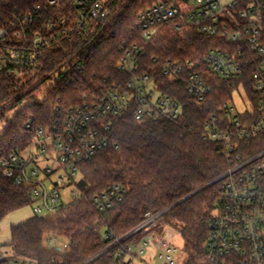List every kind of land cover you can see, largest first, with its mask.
Masks as SVG:
<instances>
[{"label": "built area", "instance_id": "built-area-1", "mask_svg": "<svg viewBox=\"0 0 264 264\" xmlns=\"http://www.w3.org/2000/svg\"><path fill=\"white\" fill-rule=\"evenodd\" d=\"M11 1L0 0L2 4ZM112 1L37 0L27 11L10 9L0 20V73L22 78L50 50L82 36V51L66 55L46 75L67 84L79 79L90 43H100L112 20ZM263 23L264 0H161L141 11L135 25L149 42L161 27L170 25L178 31L195 27L236 43L231 49L211 47L203 57L210 71L228 83L246 79L240 81L232 100L223 104L222 114H213L204 123V138L222 143L228 169L222 175V200L210 221L203 264H264V145L253 150L256 144H264ZM121 49L117 67L128 74L124 84L93 93V97L85 94L76 105L57 104L51 123L39 126L25 149L1 160L3 175L27 188L33 215L45 217L84 198L79 187L80 164L110 146V132L120 119L179 122L181 103L158 88L156 72L143 68V46L135 42L122 44ZM153 60L169 80L185 82L197 104L206 102L212 86L199 63ZM247 64L252 65L250 90L245 86ZM125 192L115 184L96 194L93 202L104 212L123 200ZM161 216L148 211L135 229L112 240L111 247H117L121 261L139 259L151 264L143 258L150 249L157 264H175L180 250L158 233ZM58 239L49 236L46 246L69 250V244L61 246Z\"/></svg>", "mask_w": 264, "mask_h": 264}, {"label": "trees", "instance_id": "trees-1", "mask_svg": "<svg viewBox=\"0 0 264 264\" xmlns=\"http://www.w3.org/2000/svg\"><path fill=\"white\" fill-rule=\"evenodd\" d=\"M159 1L113 0L114 13L106 33L100 43H90L83 72L74 82L55 81L46 92L41 90L42 84L50 79L46 75L66 55L82 51L85 44L82 36L65 41L61 49L50 50L22 78L0 73V118L6 117L23 99L30 100L8 119L0 133V162L25 149L36 137L39 126L51 123L57 104L76 105L85 94L93 97V93L124 84L128 74L117 67L122 44L136 42L143 46V68L156 72L158 88L182 106L178 123L163 118L120 119L110 132V146L80 164L79 187L85 195L82 200L54 214L33 215L11 226V238L6 245L12 264H131L118 258L117 247H111V243L115 237H123L135 229L148 211L162 213L160 224L181 234L185 264L205 261L210 221L222 200L225 184L222 175L228 162L221 154L222 143L204 138V123L213 114H222L223 104L232 100L234 90L246 79L230 84L212 73L203 60L211 47L231 49L236 44L225 36L208 35L195 27L178 31L165 25L152 41H144L135 27L139 13ZM36 3L37 0L0 2V20L10 9L24 12ZM155 57L199 63L212 86L206 102L197 104L185 82L169 80L159 71ZM251 70L252 65L247 64V90L252 89ZM263 145L256 144L253 150ZM212 181L215 182L201 189ZM115 184L125 188L123 200L107 211H100L93 197ZM27 205H30L27 188L5 177L0 165V219ZM52 235L67 240L69 250L48 248L47 239ZM9 259L0 264H11Z\"/></svg>", "mask_w": 264, "mask_h": 264}, {"label": "rangeland", "instance_id": "rangeland-1", "mask_svg": "<svg viewBox=\"0 0 264 264\" xmlns=\"http://www.w3.org/2000/svg\"><path fill=\"white\" fill-rule=\"evenodd\" d=\"M54 83H55L54 78L46 80L42 84L41 90L43 92H46L52 85H54ZM28 103H30V100L23 99L21 103L15 109L8 111V113L6 114V117L0 118V133L3 131V128L7 125L8 119H11L16 111H18L20 108H22ZM236 103L238 107H241V102L239 100L236 101ZM31 215H32V208L30 205H27L19 210L9 213L3 219H0V251H5V254L0 253L1 261L4 260V257L9 256V253L7 252L9 250L8 249L9 247L6 244L10 241V238H11V226L13 224H17V223L27 220ZM157 230L163 239L173 244L180 250L178 255L175 257V264H185L186 255L183 250L184 240L181 234L176 229L168 225L166 226V225L159 224L157 226ZM58 241L61 246L63 245V243H68L67 240H64L62 238H59ZM143 258L146 260H149L151 264H157L154 252L150 249L144 255ZM11 264H12V260H11ZM131 264H143V263L139 259H134Z\"/></svg>", "mask_w": 264, "mask_h": 264}, {"label": "crops", "instance_id": "crops-1", "mask_svg": "<svg viewBox=\"0 0 264 264\" xmlns=\"http://www.w3.org/2000/svg\"><path fill=\"white\" fill-rule=\"evenodd\" d=\"M32 216H33V212H32V215H31L30 217H32ZM30 217H29V218H30ZM8 249H9V248H8ZM7 252L9 253V256H6V257L3 256L4 259H8V258H10V255H11V251H10V249H9ZM0 253H2V254L4 253V254H5V251H0ZM15 264H16V263H15Z\"/></svg>", "mask_w": 264, "mask_h": 264}, {"label": "water", "instance_id": "water-1", "mask_svg": "<svg viewBox=\"0 0 264 264\" xmlns=\"http://www.w3.org/2000/svg\"><path fill=\"white\" fill-rule=\"evenodd\" d=\"M214 182H215V181H212V182H210L209 184H207V185L203 186L201 189H203V188H205V187H207V186H209V185L213 184ZM201 189H199V190H201ZM199 190H197V191H199ZM197 191H196V192H197ZM196 192H195V193H196ZM168 209H170V208H168ZM168 209H167V210H168ZM167 210H166V211H167Z\"/></svg>", "mask_w": 264, "mask_h": 264}]
</instances>
